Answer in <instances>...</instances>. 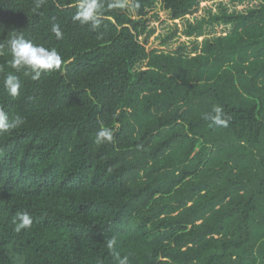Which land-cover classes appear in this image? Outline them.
Masks as SVG:
<instances>
[{
	"label": "trees",
	"instance_id": "16d2710c",
	"mask_svg": "<svg viewBox=\"0 0 264 264\" xmlns=\"http://www.w3.org/2000/svg\"><path fill=\"white\" fill-rule=\"evenodd\" d=\"M220 1L105 4L93 29L73 21L79 0H0V110L24 120L0 133V264H264V0H234L256 4L223 8L227 32L190 53L139 41L156 4L176 21ZM13 31L56 49L61 69L15 72ZM215 106L228 127L203 118ZM101 126L112 143H94ZM19 212L33 224L17 233Z\"/></svg>",
	"mask_w": 264,
	"mask_h": 264
},
{
	"label": "clouds",
	"instance_id": "9594fccd",
	"mask_svg": "<svg viewBox=\"0 0 264 264\" xmlns=\"http://www.w3.org/2000/svg\"><path fill=\"white\" fill-rule=\"evenodd\" d=\"M44 3L45 0H36V9H39ZM105 4L108 10L127 8L132 11L140 6L139 3L129 4L128 0H79L78 11L73 16V21H79L82 25L88 24L95 29L99 26L101 17L104 15ZM51 32L57 40L63 37L59 24L53 23ZM7 47L11 55V60L8 62L9 66L17 73L23 72L25 75H30L32 80H38L42 72L60 70L62 67V57L56 49H48L35 44L15 31L11 33L7 41ZM3 87L11 97H18L21 88L20 78L15 74H8L3 80ZM203 118L211 122L209 127L226 128L229 125V118L225 116L223 108L220 106L213 107L212 111L206 113ZM23 123L24 120L20 115L9 118L6 112L0 110V133L15 130ZM113 139V130L101 126L95 134L94 143L103 145L112 143ZM13 224L15 225L14 231L19 233L23 229L30 228L33 219L28 213L19 212L13 218ZM115 244V237L106 241V246L110 250L113 249ZM116 259L118 264H129L128 255L121 257L117 254Z\"/></svg>",
	"mask_w": 264,
	"mask_h": 264
},
{
	"label": "rangeland",
	"instance_id": "374dc122",
	"mask_svg": "<svg viewBox=\"0 0 264 264\" xmlns=\"http://www.w3.org/2000/svg\"><path fill=\"white\" fill-rule=\"evenodd\" d=\"M255 4L253 2L252 4L240 5L234 0H222L214 3L203 2L193 10L192 15L176 21L170 18V15L164 11L161 5L156 4L149 10L147 17L150 19L147 41L145 42L144 37L139 38V41L146 46L149 52L175 54L182 50L185 53H190L194 48H201L204 43L227 32V27L223 23L215 21V16L221 14L223 8L240 12ZM188 26L196 27V31L191 37H188L186 33L189 30ZM142 66L145 68L146 62L140 65V67Z\"/></svg>",
	"mask_w": 264,
	"mask_h": 264
}]
</instances>
